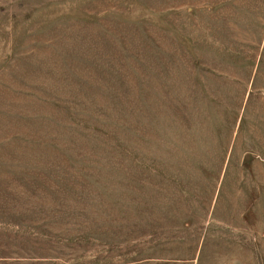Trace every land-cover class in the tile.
<instances>
[{
	"label": "rangeland",
	"instance_id": "obj_1",
	"mask_svg": "<svg viewBox=\"0 0 264 264\" xmlns=\"http://www.w3.org/2000/svg\"><path fill=\"white\" fill-rule=\"evenodd\" d=\"M0 264H264V0H0Z\"/></svg>",
	"mask_w": 264,
	"mask_h": 264
}]
</instances>
